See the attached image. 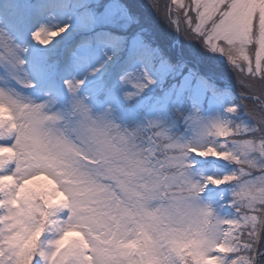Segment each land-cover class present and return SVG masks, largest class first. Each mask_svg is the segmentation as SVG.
Wrapping results in <instances>:
<instances>
[{"label": "snow or ice", "instance_id": "snow-or-ice-1", "mask_svg": "<svg viewBox=\"0 0 264 264\" xmlns=\"http://www.w3.org/2000/svg\"><path fill=\"white\" fill-rule=\"evenodd\" d=\"M162 12L228 57L247 118L194 116L181 142L93 116L81 99L66 118L0 88V264H264V0H167ZM69 27L32 35L47 45ZM143 77H121L137 90L129 97L154 82ZM82 83L66 82L73 92ZM227 111L238 116L240 105ZM193 154L236 167L196 173ZM228 183L235 211L221 216L202 194Z\"/></svg>", "mask_w": 264, "mask_h": 264}, {"label": "rangeland", "instance_id": "rangeland-1", "mask_svg": "<svg viewBox=\"0 0 264 264\" xmlns=\"http://www.w3.org/2000/svg\"><path fill=\"white\" fill-rule=\"evenodd\" d=\"M85 1L87 0H74L73 3L65 6L63 0H39V4L33 9V5L30 0H1V13L4 15L5 20L0 16V33H3L5 36H9L12 41L19 43L20 48L15 53L19 60H23L24 63H19L16 56H12L7 53V50L4 47V40L0 39V54H3L0 55V61L5 59L6 61H10V64L13 65V69L7 73H4V69L0 67V88L22 95L25 99L31 102L45 105L46 96L32 92L29 89V86L32 88L35 86L34 84L40 82L42 78L38 72L35 77L30 74V68L26 61L27 59L29 62L33 60L38 71L39 64L36 59V54L40 50H45V52L51 53L60 48L61 45L66 42L71 43V45L67 47V52L65 51L67 54V64L64 65L65 68L63 74L65 80L63 81V84L66 86L74 100L81 99L78 97L79 91L76 89V91L73 92L67 86L66 82L83 81V77L85 76L97 78L101 68L109 70L111 67L115 69L112 79L113 82L106 92V105H111L116 100L117 93L123 98H127V93L129 91H137L131 84L125 83L121 78L128 72L136 73L137 77L143 80V73L147 71L154 81L148 85L152 87L157 85V83L162 79V76L159 75V73H163L164 75L170 77L175 75L174 70L169 69L170 67L161 65L160 62H162L163 59H161L160 55L156 51H151L152 46L147 44L146 48L141 47V40L136 36L133 37L132 46L127 54L122 56V58L121 55L115 54L116 52H119L122 44L113 33L107 30V27L123 31L124 24L127 19L125 12L116 2H111L102 6L99 5L102 10L100 12V20L98 21L95 20L91 8L85 6ZM183 2L187 3L188 0H183ZM21 11H25L24 19L20 16ZM28 14L34 17V19L45 16L55 17L57 18V22L60 26L70 25V27L59 36L53 38L51 43L44 45L33 38L32 34L35 32L33 25L29 30L23 26L26 22L25 19ZM5 23L9 24L6 25ZM10 24H15L17 27L22 29V42L16 41L20 39H17L16 36L14 37L13 32L9 31L8 25ZM182 27H184V24ZM48 29L53 28L50 27ZM166 30H169V28ZM175 30V27L172 25L170 36H168V42L174 50V53L172 54L169 47H167V52L175 59L184 60L185 63L191 61L194 65L186 67L187 73L183 76V78H181L179 87H176V85L173 86V83L170 82V85H168L170 87L167 88V90L161 93L157 92L151 97L153 100L152 107L155 109L153 118L158 124L166 127L169 132H167L165 128L161 129L154 127L149 129L144 126L134 127L129 120L122 117L120 112L117 113L121 116L119 119L122 121L125 129H128L129 131L141 129L143 137L151 135L154 130H164L169 134V136H171L172 139L185 142L188 141V137H193L194 135L195 122L192 119L194 116H198L202 121H210L216 118H222L225 120L231 119L237 122L240 121L238 118L236 120L235 114L227 111L230 105L237 104L234 99L235 94L230 87H226L219 92L215 91L214 93H211L210 97L206 88V85L208 86V80H212V78L215 79L214 77L224 79H226V77H231L235 80L237 72L226 55L206 47L202 42L198 47L194 46L193 42L196 38L191 33H188L186 37L187 40L185 44H183L180 39L182 38L183 33L181 32V35L177 34L174 36ZM90 46H95V50L92 52L91 65L93 66L86 64L85 62V51ZM157 62H159V66H157ZM196 69H199L201 74L196 76L197 85L194 89L192 104H194V101L209 102L211 100L209 113L203 116L194 108L189 109L187 112L185 111L183 113L182 121L185 124L187 131L184 134H179L173 129L170 122L167 124L163 120L162 109L166 108L168 105L170 106L172 102L182 100V92L186 88L187 83L192 80L193 74L197 71ZM176 73L179 74V71ZM212 87H214L213 84ZM171 100L172 102H170ZM96 112L97 113H90L93 116H98L108 113L109 111L108 108L105 107L101 111ZM211 158L216 160L215 157ZM220 162L227 164L231 163L227 160ZM214 173L224 174L221 170H216ZM223 185L224 184H222V186ZM232 188L233 185L229 189L226 184V188L222 189V193L224 194L228 192L232 195ZM203 202L207 203L205 200H203ZM234 211L235 210H231V212H229L227 209L228 216L233 214Z\"/></svg>", "mask_w": 264, "mask_h": 264}, {"label": "bare ground", "instance_id": "bare-ground-1", "mask_svg": "<svg viewBox=\"0 0 264 264\" xmlns=\"http://www.w3.org/2000/svg\"><path fill=\"white\" fill-rule=\"evenodd\" d=\"M12 13H13V11H12ZM32 24L35 28V31L41 27H45L46 29H48L50 27L56 28V27L60 26L59 23L57 22V18L50 17V16H48V17L45 16V17H40V18L38 17L37 19H34V21H32ZM6 37H7V43L11 46V48L14 50V52H17L20 48L19 43L12 41L11 38L7 35H6ZM4 43H5V41H4Z\"/></svg>", "mask_w": 264, "mask_h": 264}, {"label": "trees", "instance_id": "trees-1", "mask_svg": "<svg viewBox=\"0 0 264 264\" xmlns=\"http://www.w3.org/2000/svg\"><path fill=\"white\" fill-rule=\"evenodd\" d=\"M132 3H133V6L139 10L136 14L142 16L145 13V11H146V14H148V7L144 6L143 0H132ZM148 5H150V4L148 3ZM194 42H196L197 47L201 43V41L199 39H196V41L194 40Z\"/></svg>", "mask_w": 264, "mask_h": 264}, {"label": "clouds", "instance_id": "clouds-1", "mask_svg": "<svg viewBox=\"0 0 264 264\" xmlns=\"http://www.w3.org/2000/svg\"><path fill=\"white\" fill-rule=\"evenodd\" d=\"M7 113V109L4 108L3 106H0V115H4Z\"/></svg>", "mask_w": 264, "mask_h": 264}]
</instances>
